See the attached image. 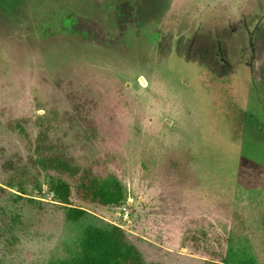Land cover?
<instances>
[{
  "label": "rangeland",
  "instance_id": "1",
  "mask_svg": "<svg viewBox=\"0 0 264 264\" xmlns=\"http://www.w3.org/2000/svg\"><path fill=\"white\" fill-rule=\"evenodd\" d=\"M85 171L125 201L74 223L50 183ZM1 187L0 264L109 225L148 264L214 261L225 228L264 264V0H0Z\"/></svg>",
  "mask_w": 264,
  "mask_h": 264
},
{
  "label": "trees",
  "instance_id": "2",
  "mask_svg": "<svg viewBox=\"0 0 264 264\" xmlns=\"http://www.w3.org/2000/svg\"><path fill=\"white\" fill-rule=\"evenodd\" d=\"M43 162L46 164L51 162L56 167H62L63 164L65 169L73 170V173H81L79 169L59 158ZM6 165L10 167L12 162L8 161ZM83 173L81 176L72 177V181L56 178L52 179L50 183L51 193L54 195L55 201L67 208V218L74 223L81 221L89 214L85 209L73 204L72 199L74 197L86 205L105 207L121 206L125 201L123 186L116 177L101 179L90 176L87 171ZM15 179L8 180L4 186L25 194L24 184L21 180L16 182ZM0 191L5 193L6 189L1 187ZM223 236V239L219 238L218 242H215L217 248H214L210 242L204 240L201 242V244L206 245L204 248L208 252H213L216 249V259L207 264H260L257 254L248 240L243 238L237 240L234 233L231 230L228 232L226 228ZM204 237H207V234ZM130 238V233L117 225L90 226L77 239L76 251L73 252L72 256L52 264H148ZM197 242L200 240L193 238L184 243L185 246L190 245L192 250H198L199 247L193 246V243Z\"/></svg>",
  "mask_w": 264,
  "mask_h": 264
}]
</instances>
